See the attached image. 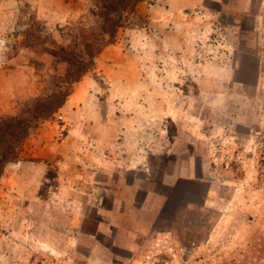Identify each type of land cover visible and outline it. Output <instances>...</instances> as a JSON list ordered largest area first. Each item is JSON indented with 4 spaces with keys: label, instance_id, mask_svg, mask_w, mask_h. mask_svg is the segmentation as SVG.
<instances>
[{
    "label": "rangeland",
    "instance_id": "374dc122",
    "mask_svg": "<svg viewBox=\"0 0 264 264\" xmlns=\"http://www.w3.org/2000/svg\"><path fill=\"white\" fill-rule=\"evenodd\" d=\"M98 10L0 0V118L50 92L67 69L51 53L82 48ZM254 204L264 207V0H142L6 166L0 264H264V235L252 239L257 259L236 253L250 215L221 227L229 207Z\"/></svg>",
    "mask_w": 264,
    "mask_h": 264
},
{
    "label": "trees",
    "instance_id": "16d2710c",
    "mask_svg": "<svg viewBox=\"0 0 264 264\" xmlns=\"http://www.w3.org/2000/svg\"><path fill=\"white\" fill-rule=\"evenodd\" d=\"M142 0H96L99 8V30L85 35L82 48H58L51 54L67 64L62 77H55L50 92L25 106L18 116L0 118V178L6 166L19 157V151L30 132L42 122L52 118L72 94L73 86L90 72L94 60L111 43L119 28Z\"/></svg>",
    "mask_w": 264,
    "mask_h": 264
},
{
    "label": "crops",
    "instance_id": "0c3cea01",
    "mask_svg": "<svg viewBox=\"0 0 264 264\" xmlns=\"http://www.w3.org/2000/svg\"><path fill=\"white\" fill-rule=\"evenodd\" d=\"M77 100H79L80 96H75ZM84 110L83 111H79V114H81L82 116H92L93 111H89L88 109H86L85 107H83ZM83 112V113H80ZM94 114V113H93ZM94 116V115H93ZM80 126L78 125V128ZM227 215L226 218H224L223 223H221V227H225V220H229L231 218L232 221V217L233 216H237L239 217L241 214L245 215V216H249V221H245V218L242 219V224L239 222L238 227H240V229L238 228V235H237V241H235L234 243H236V253L240 254L242 253V256L247 258L246 256H251L252 259L254 258H258L256 256H253V254H249V252H255L254 247L255 246V242L252 240L253 237L256 238V236H260V235H264L263 233V229H264V207H258L256 204H254V207H229V209L227 211ZM228 212H232L231 216L229 217L230 214H228ZM241 217V216H240ZM240 225V226H239ZM262 230V231H261ZM263 232V233H262ZM258 233V235H257ZM216 235V233H215ZM214 237V234H213ZM210 239V242L212 243V241L214 240V238ZM259 244V243H258ZM262 246V251H260V253H262L261 259H264V243L260 244Z\"/></svg>",
    "mask_w": 264,
    "mask_h": 264
}]
</instances>
